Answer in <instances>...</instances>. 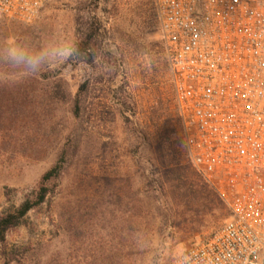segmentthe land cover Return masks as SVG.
Here are the masks:
<instances>
[{"label": "rangeland", "instance_id": "1", "mask_svg": "<svg viewBox=\"0 0 264 264\" xmlns=\"http://www.w3.org/2000/svg\"><path fill=\"white\" fill-rule=\"evenodd\" d=\"M92 21L97 58L75 118L83 65L71 57L30 72L2 57L15 46L76 49ZM2 83L22 116L10 127L0 122V213L62 170L46 203L0 244V264H173L230 218L198 193L213 188L182 138L153 0H46L30 24L0 17ZM165 169L195 183L197 194L162 189L173 180Z\"/></svg>", "mask_w": 264, "mask_h": 264}, {"label": "built area", "instance_id": "2", "mask_svg": "<svg viewBox=\"0 0 264 264\" xmlns=\"http://www.w3.org/2000/svg\"><path fill=\"white\" fill-rule=\"evenodd\" d=\"M46 0H0L32 23ZM188 156L230 212L173 264H264V0H153Z\"/></svg>", "mask_w": 264, "mask_h": 264}, {"label": "trees", "instance_id": "3", "mask_svg": "<svg viewBox=\"0 0 264 264\" xmlns=\"http://www.w3.org/2000/svg\"><path fill=\"white\" fill-rule=\"evenodd\" d=\"M99 31L100 27L97 25V22L92 21L87 23L85 30L79 35V40L76 45V50H78L77 54H75L71 59L77 64L83 65L85 67L83 81L79 87V92L75 95L73 101V115L75 118L80 117L83 97L88 91V87L93 77L92 66L97 58L94 47L96 46L97 39L100 36ZM21 80L23 79L21 78ZM10 96L11 94L7 92L4 84L2 83L0 88V122L4 121L6 124L7 121L9 127L12 126L14 122L20 118V116H22V112L19 111V108L10 103ZM17 96L21 97L22 93L19 92ZM61 170L62 167L57 166L42 177L40 183L38 184V190L33 199H26L13 211L0 213V244L5 243L6 238L11 231L23 225L25 218L31 212L37 210L46 203L47 198L52 191L51 186H53V183L59 178ZM163 175L165 178H167L168 175H171L173 176V180L172 183L169 182L170 185H166L162 182L160 184L162 189H164L166 186H169L173 193H182L183 197L197 194L196 184L184 181V178L178 174L177 171L165 169ZM202 189L203 190L199 191L198 193L205 195L203 198L205 201L212 203L216 202L222 207L225 206L215 191L209 190L205 185L202 186Z\"/></svg>", "mask_w": 264, "mask_h": 264}, {"label": "clouds", "instance_id": "4", "mask_svg": "<svg viewBox=\"0 0 264 264\" xmlns=\"http://www.w3.org/2000/svg\"><path fill=\"white\" fill-rule=\"evenodd\" d=\"M77 51L70 46H65L30 52L22 46H15L7 49L2 58L14 66L23 67L30 72H38L42 67L55 60H69L77 54Z\"/></svg>", "mask_w": 264, "mask_h": 264}]
</instances>
